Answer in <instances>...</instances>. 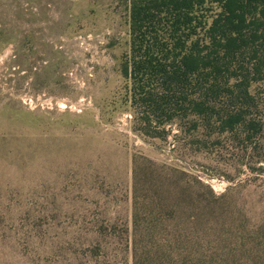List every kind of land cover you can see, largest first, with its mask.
<instances>
[{"label":"rangeland","instance_id":"374dc122","mask_svg":"<svg viewBox=\"0 0 264 264\" xmlns=\"http://www.w3.org/2000/svg\"><path fill=\"white\" fill-rule=\"evenodd\" d=\"M130 40L129 0H0V264H131L134 156L207 180L211 264H264V73H224L214 99L252 100V140L192 116L147 133Z\"/></svg>","mask_w":264,"mask_h":264},{"label":"trees","instance_id":"16d2710c","mask_svg":"<svg viewBox=\"0 0 264 264\" xmlns=\"http://www.w3.org/2000/svg\"><path fill=\"white\" fill-rule=\"evenodd\" d=\"M129 2L131 52L123 74L142 109L143 131H165L192 116L206 121L208 135L212 122L216 133L240 128L248 140L258 135L260 125L244 110L252 100L214 99L232 97L221 96L224 73L240 82L246 76L237 72L250 66L264 73V0ZM246 54L248 60H240ZM192 129H198L196 122ZM206 181L181 167L133 157L132 227L126 237L131 264H211L210 248L202 244L208 226L202 227L201 214L210 216L213 209ZM103 231L111 241L122 234L115 224Z\"/></svg>","mask_w":264,"mask_h":264}]
</instances>
